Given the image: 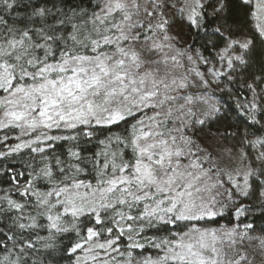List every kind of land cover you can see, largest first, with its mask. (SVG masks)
<instances>
[{
  "label": "snow or ice",
  "instance_id": "6c2138e0",
  "mask_svg": "<svg viewBox=\"0 0 264 264\" xmlns=\"http://www.w3.org/2000/svg\"><path fill=\"white\" fill-rule=\"evenodd\" d=\"M0 264H264V0H0Z\"/></svg>",
  "mask_w": 264,
  "mask_h": 264
}]
</instances>
